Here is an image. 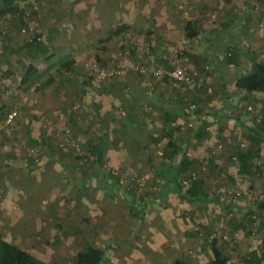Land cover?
<instances>
[{
  "label": "rangeland",
  "instance_id": "obj_1",
  "mask_svg": "<svg viewBox=\"0 0 264 264\" xmlns=\"http://www.w3.org/2000/svg\"><path fill=\"white\" fill-rule=\"evenodd\" d=\"M71 1L19 0V13L0 18V235L55 264L67 263L85 241L104 250L103 264H166L181 256L189 264H208L205 252L194 258L198 243L188 236L203 222L220 238L230 264L242 262L263 233L264 210L257 209L256 201L264 195V144L253 158L260 168L254 167L251 176L239 175L229 156L238 144L245 148L246 140L240 129L230 127L231 118L209 114L220 107L236 114L239 97L250 111L260 106L264 111L261 93L233 87L249 65V51L264 48V0ZM188 20L201 29L199 37L185 39ZM122 23L128 29L103 49L89 46ZM34 36L51 39L50 58L21 46ZM232 44L239 52L234 65L224 58ZM203 53L206 61L199 71L191 55ZM96 55L106 63H97ZM71 57L73 70L65 72L61 67ZM258 58L264 60V52ZM30 62L40 76L19 91L21 73ZM178 63L188 73L196 72L193 84L172 76ZM50 75L54 82H48ZM80 75L92 77L90 86H80ZM40 82L44 88L35 89ZM222 82L225 92L218 90L211 100L198 92L200 84L212 91ZM156 95L181 105L175 137L187 135L201 121L207 124L206 136L192 140L188 155L206 191L238 203L231 214L176 193L152 198L166 142L163 138L155 145L148 139L162 131ZM123 104L131 107L129 112ZM31 137L51 146L53 156ZM97 139L102 141L104 169L113 177V186L105 178L108 189L130 186V196L99 189L105 181L88 148ZM235 224L246 225L249 234L240 226L234 231Z\"/></svg>",
  "mask_w": 264,
  "mask_h": 264
},
{
  "label": "trees",
  "instance_id": "obj_2",
  "mask_svg": "<svg viewBox=\"0 0 264 264\" xmlns=\"http://www.w3.org/2000/svg\"><path fill=\"white\" fill-rule=\"evenodd\" d=\"M71 1L70 4L73 5L75 2ZM19 0H0V18L4 17L9 13H19ZM29 6L32 9V12L35 14L36 10L32 2L29 3ZM21 17V13H20ZM128 29V25L125 23L118 24L114 28L107 31V35L104 38H100L91 45L95 49H103L105 43L112 37L120 34V32H125ZM55 30V29H52ZM213 32H216L213 31ZM184 37L187 40H191L199 37L201 29L198 27L197 23L193 20H188L183 28ZM51 39L45 40L40 39L39 37H32L30 39H25L21 44L22 47L28 49V52L34 53L35 55H42L45 58H50V55H47ZM123 45H121L122 47ZM262 50V49H261ZM261 52L259 50L249 51V65L245 70L240 72V75L236 77L233 87L237 91L246 92V93H261L264 98V60L258 58ZM238 46L237 44L228 45L226 47V54L224 55L225 60L230 65H234L238 61ZM33 54V55H34ZM207 54H195L191 55L194 58L195 64H197L198 70H203V62L206 61ZM189 58V56H188ZM95 61L104 65L105 60L100 58L98 55L95 56ZM75 59L71 57L68 59L61 68L63 71L70 72L73 70ZM40 69L37 68L36 64L33 62L28 63L26 68L21 73V78L18 83V90L25 91L27 88L31 87L33 82L39 77ZM48 82H54L52 75L49 76ZM47 82V83H48ZM92 82V77H83L80 75V86L88 87ZM194 83V82H193ZM191 85V84H190ZM199 85V84H198ZM45 83L40 82L35 86V89L41 90L44 88ZM199 87V86H198ZM208 86L200 84L198 92L204 94L207 100L213 99L214 93L218 90L225 92V83L222 82L218 87H214L211 91H208ZM205 92V93H204ZM225 98L228 100L229 95L225 93ZM180 102V100H178ZM241 109H239L236 114H229L224 110V107H220L209 115L212 118H231L234 120L236 125L240 128L243 138L246 140V147L243 148L241 143L237 147L233 148L232 153L229 156V159H235L237 164V173L239 175H248L251 176L257 168L252 163V159L258 156L261 151V145L264 144V116L260 118L257 122H251L248 118L245 117V114L249 112L248 104L245 102L243 97L237 99ZM154 103L159 106L161 109V122H162V131L161 134H149L148 139L155 145L159 144L161 139H166V142L161 146V162L156 169L155 176L158 181L156 191L153 192L152 198L163 200L167 195L171 193H176L180 198L189 200L190 203L195 204H214L219 206L223 212L231 214L236 208L240 206L234 200H221L219 196L205 189V180L198 174L197 168L195 167L194 161L188 155V147L192 140L196 142L202 141L206 136L207 124L204 121H201L195 127H193L187 135L183 133H178L177 136H174V133L178 130L179 125H176L177 121V105L173 102L164 99L160 95H156L154 98ZM123 107L127 109L126 112H129L131 107L127 104H123ZM182 113L181 108L178 109ZM130 114V113H128ZM186 114V113H184ZM131 116V115H130ZM130 119V118H129ZM117 121V119H116ZM27 133L30 136V130L27 129ZM222 131V128L218 129V132ZM32 138V137H31ZM32 141L36 142L38 146L44 149L45 152L49 153L50 156H53V151L51 146L44 142H38L35 138H32ZM88 148L92 153V165L95 169H100L103 175L105 182H102L99 185V189H102L105 192L114 194L118 197L130 196L131 188L130 186H121L108 189L107 180L109 183L113 177L104 169L105 156L102 148V141L96 140L93 143H88ZM55 154V153H54ZM55 157V156H54ZM61 161V159H58ZM28 164L35 167L36 163L28 160ZM66 168L65 163L61 164ZM255 167V168H253ZM106 178V179H105ZM229 179L233 181L232 176L229 175ZM111 186L113 184L111 183ZM128 203L129 202V199ZM147 202L146 204H148ZM145 204V203H144ZM129 205V204H128ZM132 205V203H131ZM130 206V205H129ZM256 207L258 210H264V195L256 201ZM191 221H194L193 217H189ZM236 223V220L234 221ZM241 227L244 230H249L246 225L235 224V227ZM234 228V231H235ZM259 229H263L261 235L260 243L255 249H252L247 257L243 259L242 262L238 264H261L264 259V220L260 223ZM214 230L208 224L199 222L195 225L192 232L188 236H192L197 241L198 249L194 253H201L209 251L211 255L208 264H230L229 256L224 251L222 242L219 237H216ZM104 250L98 248V246L90 243L88 241L84 242V245L81 250H79L67 263L65 264H103L104 260ZM193 254V253H191ZM0 264H55L50 261L42 260L37 258L31 251L20 248L12 242L5 240L2 235H0ZM166 264H187L186 258L184 256L173 259L172 261Z\"/></svg>",
  "mask_w": 264,
  "mask_h": 264
},
{
  "label": "crops",
  "instance_id": "obj_3",
  "mask_svg": "<svg viewBox=\"0 0 264 264\" xmlns=\"http://www.w3.org/2000/svg\"><path fill=\"white\" fill-rule=\"evenodd\" d=\"M216 32H218L217 30H216ZM220 33H222V31L220 32ZM262 50L264 51V48H262ZM203 54H205V53H203ZM248 108L250 109V105L248 106ZM258 111V112H257ZM261 106L259 107V109H255V111L253 110V111H250L249 110V112L247 113V114H245V117L246 118H248L251 122L253 121V122H257V121H259L260 120V118L262 117V116H264V111L262 110L261 112ZM220 124V123H219ZM230 125V127H232V128H234V127H237L238 129H240L237 125H236V123L234 122V120H232V123H230L229 124ZM223 128H225V129H227V127H225V126H223ZM261 147H262V145H261ZM252 163H253V159H252ZM254 164V166H256V167H258V168H260L257 164H255V163H253ZM254 168V167H253ZM185 225V224H184ZM186 226V225H185ZM186 229H187V226L184 228V230L186 231ZM192 239V238H191ZM194 240H195V238H194ZM194 240H192L193 242H194ZM196 247V246H195ZM253 249H255V248H253ZM252 249H250V251H251ZM249 251V252H250ZM190 252H191V250H190ZM248 252V253H249ZM207 255H208V257H209V260H210V258H211V255L209 254V251H206L205 252ZM248 253H247V255H248ZM201 255V253H195V255H194V258L195 257H199ZM263 261V260H262ZM187 264H189V262L187 261Z\"/></svg>",
  "mask_w": 264,
  "mask_h": 264
},
{
  "label": "built area",
  "instance_id": "obj_4",
  "mask_svg": "<svg viewBox=\"0 0 264 264\" xmlns=\"http://www.w3.org/2000/svg\"><path fill=\"white\" fill-rule=\"evenodd\" d=\"M171 74L175 79L184 83L193 84V82H195L194 77L196 76V72L188 73L185 65L179 63L173 65V71Z\"/></svg>",
  "mask_w": 264,
  "mask_h": 264
}]
</instances>
